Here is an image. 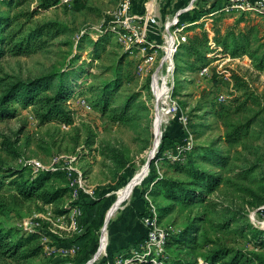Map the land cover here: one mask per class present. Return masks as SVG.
Wrapping results in <instances>:
<instances>
[{"label": "rangeland", "instance_id": "374dc122", "mask_svg": "<svg viewBox=\"0 0 264 264\" xmlns=\"http://www.w3.org/2000/svg\"><path fill=\"white\" fill-rule=\"evenodd\" d=\"M41 1L0 0V15L18 17L14 45L18 49L24 43L20 52H8L0 59V85L4 86L3 79L8 85L56 71L69 72L64 108L71 122L58 118L41 122L34 106L13 100L12 114L0 116V161L27 169L25 175L30 177L43 172L36 169L34 163L39 162L62 175L55 180L60 187L69 184L71 188L69 169H77V175L82 174L77 201L87 198L95 209L85 213L83 208H74L65 220L57 221L58 213L75 201L71 192L54 205L31 202L16 213L0 216L4 227L16 229L20 236L39 231L50 235L25 239L22 257L35 255L20 261L0 259V264H88L97 254L96 264L104 260L112 264L118 258L136 260V253L148 255L152 262L145 263L201 264L216 250L232 251L228 259L238 251L264 255V71L248 55L234 57L230 52L233 40L227 51L220 45L221 38L231 32H244L249 39L241 40V45L258 51L259 58L264 56V0L137 3L140 17L149 10L159 19L184 11L180 18L192 24L186 30L191 32L186 43L196 36L199 42L206 40L201 63L186 48L173 63L164 62L163 54L152 47L161 38L149 31L147 63L143 48L136 45V53H130L111 33L118 0H71L67 4L54 0L46 9L40 8ZM205 9L212 11L207 14ZM235 76L247 84L249 97L247 108L239 114L232 101L245 94L237 88ZM157 78L168 89L170 106L156 89ZM57 83L54 79L37 86L35 95H52ZM220 105L230 114L220 117ZM250 120L249 137L225 142L231 125ZM200 149H214L222 161L205 158L206 152ZM152 163L162 177L174 181L190 182L197 169L223 180L202 201L184 207L180 201L166 199L161 186L149 184ZM10 182H4V192L11 191ZM142 190H147L143 198L139 197ZM134 201L143 204L139 223L146 234L138 247L124 240L125 224L136 216L131 214ZM211 201L215 206L210 210ZM202 210L207 211L205 221L196 222L191 234L189 221ZM148 217L151 231L164 233L161 239L164 236L171 243L166 248L161 242L162 252H155L160 250L159 239L147 237ZM73 236L85 239L75 245L78 253L66 257L54 243Z\"/></svg>", "mask_w": 264, "mask_h": 264}, {"label": "trees", "instance_id": "16d2710c", "mask_svg": "<svg viewBox=\"0 0 264 264\" xmlns=\"http://www.w3.org/2000/svg\"><path fill=\"white\" fill-rule=\"evenodd\" d=\"M54 0H42L40 8L46 9L51 6V3ZM206 13L210 14L211 9H205ZM18 17L7 18L0 15V59L7 54L8 52H20V48H23V44L17 46L14 45L15 36L17 35L16 27L14 28V23L17 21ZM185 19H181L182 22L179 23L180 26L187 25L184 24ZM13 26V27H12ZM6 28V29H4ZM251 31H255L253 28ZM250 31V33H251ZM39 32H44L41 30ZM204 37H207L204 35ZM220 40V45L227 51L230 49L229 40H233V48L230 50L232 55L236 57L239 54L248 55L250 59L256 62V67L259 71H264V56H258V51H252L247 47V45H241V40L246 39V42L249 39V35H246L244 32H240L238 35L231 32L224 39ZM32 40L30 36L26 41L29 46V42ZM200 38L198 36L194 37L187 44L182 45L180 51L183 48L187 50L188 54L191 57L196 58V62L201 63L204 59L203 51L201 46L206 42H199ZM16 48V49H15ZM15 50V51H14ZM179 51V52H180ZM179 55V54H178ZM71 74L65 71H56L42 77H37L27 81L18 80L16 82H10L8 85H5V80L3 79V85H0L3 92L0 95V116H10L13 112L10 104L13 100L19 99L20 103L25 107L34 106L36 117L41 122H46L48 120L58 118L65 121L67 124L71 122L68 113L64 108V101L69 92V82ZM1 79V77H0ZM58 80L56 89L54 93L46 94L44 96H36L35 88L51 80ZM236 81L237 88L244 91L242 97L235 99L233 102L237 107L235 108L236 113H244L245 109L249 103V97L246 96L247 84L242 81L237 76L234 77ZM217 111V114L220 117H223L224 114H230L227 107L220 105ZM253 125V121L241 122L239 121L235 125H231L230 131H228L224 140L227 144L236 143L242 141L245 137H249L250 128ZM16 145V144H15ZM205 151V158L212 160L216 158L219 160V164L222 159L219 157V154L213 149H200V151ZM207 160V159H206ZM180 168V167H179ZM197 169V167H194ZM152 171L148 179L149 184H154L155 186H161L164 188L163 195L166 199L180 201L184 207L193 206L200 200L202 201L205 198L207 193H211L215 190L216 187L221 185L222 178L217 177L214 174L205 172L203 170L197 169L192 175V180L190 182H179L171 179L162 177L154 167L152 163ZM27 169H18L16 167L8 166L0 161V216L5 217L17 212V209L23 207L27 203L39 202L43 205H54L58 203L64 196L72 192V189L69 186L60 187L57 186L55 180L62 178L60 173H52L48 170L43 171L33 177L26 176L25 171ZM190 171V170H189ZM55 178V179H54ZM9 186H11V191L9 193L3 191L5 181L10 180ZM161 190V189H160ZM159 191V190H158ZM158 191L155 193L157 196ZM147 190L140 191L141 198L144 197ZM215 204L211 201L207 204V207L211 210L214 209ZM83 208L86 212H89L95 207L94 203H89L88 199L82 201H74L72 205L66 210L60 211L58 216L66 215L69 211L74 208ZM170 207L165 209V211H170ZM206 210L200 211L193 220L189 221L187 230L191 231V234L195 233L194 224L196 222L205 221ZM190 220V219H189ZM231 222L227 223L226 226L230 225ZM193 228V229H192ZM89 233V232H88ZM48 233L39 231L33 234L26 236H20L16 229L4 227L3 223L0 221V259H11V260H22L27 259L30 256L36 254L32 252L29 256L22 257L21 250L25 248L27 241L25 239H42L49 237ZM58 239V238H55ZM81 238L73 236L70 240H56L55 246L57 247H67L71 245H76ZM53 244V246H54ZM170 242H166V248L170 246ZM184 243H181V245ZM39 252V250H38ZM232 251L229 250H216L213 251L201 264H242L241 262L264 264V255L257 252H246L238 251L235 254L231 255ZM107 260H104L102 264H106ZM152 262L150 258H147L146 261L142 264H152L145 263ZM139 264V263H138ZM159 264V263H157ZM172 264H183L180 261H176ZM195 264H199L197 261Z\"/></svg>", "mask_w": 264, "mask_h": 264}, {"label": "built area", "instance_id": "2783aa9c", "mask_svg": "<svg viewBox=\"0 0 264 264\" xmlns=\"http://www.w3.org/2000/svg\"><path fill=\"white\" fill-rule=\"evenodd\" d=\"M64 4L69 3L71 0H62ZM119 4L114 12V20L115 26L112 29V36L116 37L119 42L127 46L129 48V52L136 53V42H146L148 43V48H151V42L146 38V33L148 31L152 33L154 36H158L161 38L159 46H163L165 48V61L168 63V51L172 48L173 43L171 41V29L172 25L179 24L181 22L182 12H177L175 15L165 16L163 19H159L155 14L153 15L152 11L149 10L145 15L141 16L136 13V5L140 0H118ZM190 8V7H189ZM191 32H186L185 38H188ZM143 58L145 59V63L149 60V58H145V52H143ZM156 89L163 100L165 101V105L170 106V97H168V89L164 87V85H160L159 78L155 79ZM76 161V158L73 159V162ZM37 170H47L45 166H42L41 163H34ZM78 170L74 168L69 169V180L70 186L72 189V195L77 201L80 198L81 193V182H82V174L79 173ZM78 185L80 187H78ZM78 208V207H77ZM76 208V209H77ZM74 210V209H73ZM66 215L59 216L57 221L65 220L67 218ZM48 218V217H47ZM50 218H48V221ZM54 224V223H52ZM145 224L148 227V235L147 237H157L160 242V250H155V252H162L161 249V235L164 233L152 232L150 228V217L145 218ZM60 230H62L60 228ZM47 238V237H45ZM60 251L64 253L66 257H73L76 253H78V249L75 245L67 246V247H57ZM55 252V251H53ZM136 257V254H135ZM99 260V254L93 259L92 263L88 264H96V261ZM136 260H123L116 259L112 264H134Z\"/></svg>", "mask_w": 264, "mask_h": 264}, {"label": "bare ground", "instance_id": "6f19581e", "mask_svg": "<svg viewBox=\"0 0 264 264\" xmlns=\"http://www.w3.org/2000/svg\"><path fill=\"white\" fill-rule=\"evenodd\" d=\"M191 26H192V24L182 25V26H180L179 24L172 25L171 41L173 43V46L168 51V63H173L175 61V58L180 51V48L182 47V45H184L187 42V38H185L184 34H185L186 30H188V28ZM136 45L143 48L142 52H145L148 48L147 45L145 44V42H136ZM152 47L155 48L156 51L161 52L165 58V48L163 46H159V43H157L156 45H152ZM165 240L166 239H164V236H162L161 242L164 246L166 245ZM147 258H149L147 254L140 255V254L136 253V263L144 262V261H146Z\"/></svg>", "mask_w": 264, "mask_h": 264}, {"label": "crops", "instance_id": "0c3cea01", "mask_svg": "<svg viewBox=\"0 0 264 264\" xmlns=\"http://www.w3.org/2000/svg\"><path fill=\"white\" fill-rule=\"evenodd\" d=\"M139 197H141V195ZM140 202L136 203V201H134V203L131 204V205H133V208H134L131 210V214L136 215L135 216L136 218L131 217V219H129L128 221L126 220L127 221V223L125 224L126 229H124L126 231V234L124 235V240L128 241L129 245H134V246L136 245V247H138L140 244H142L145 241V237H146L145 236L146 235L145 230L141 227V224L139 223V222H141L140 220L142 218L140 215V209H143V204L141 206ZM94 209H95V207L92 210H94ZM107 229H108V226H106V230H105V239L107 238V235H108ZM87 236H89V238H91L90 233L89 234L87 233ZM83 239H85V238L80 239V241H84ZM122 240H123V238H122ZM78 243H77V245H78Z\"/></svg>", "mask_w": 264, "mask_h": 264}]
</instances>
